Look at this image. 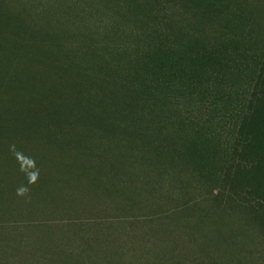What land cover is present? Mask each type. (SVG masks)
Returning a JSON list of instances; mask_svg holds the SVG:
<instances>
[{
	"label": "rangeland",
	"instance_id": "rangeland-1",
	"mask_svg": "<svg viewBox=\"0 0 264 264\" xmlns=\"http://www.w3.org/2000/svg\"><path fill=\"white\" fill-rule=\"evenodd\" d=\"M263 51L264 0H0V264H264L218 137Z\"/></svg>",
	"mask_w": 264,
	"mask_h": 264
},
{
	"label": "trees",
	"instance_id": "trees-1",
	"mask_svg": "<svg viewBox=\"0 0 264 264\" xmlns=\"http://www.w3.org/2000/svg\"><path fill=\"white\" fill-rule=\"evenodd\" d=\"M215 9L210 10L208 14L219 20L217 22L221 27L223 38L233 36L241 40V33L236 34L239 28L238 22L243 24L249 39L258 36L259 31H256L258 22L253 12L250 14L251 12H238L224 8L223 13L222 11L220 13L218 7ZM111 82H105L102 86L103 92L110 93ZM112 93L115 94L114 91ZM226 100L225 94L217 98L221 104ZM87 106L92 109V113L88 116L91 121L90 126L108 127L114 130L115 121L123 122L118 116L112 123L107 117L109 113L103 108L102 112H99L94 111L90 104ZM221 114L226 130L223 134L218 133V137L223 136L225 139L223 145H225L227 160L221 169L219 185L222 188L225 186L230 195L242 207H245L251 216L250 221L255 226L261 227V234H264V51L258 73L251 86L246 89L243 99ZM121 132L127 137L130 136L125 131Z\"/></svg>",
	"mask_w": 264,
	"mask_h": 264
}]
</instances>
